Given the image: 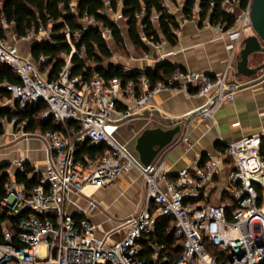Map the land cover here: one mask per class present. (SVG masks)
<instances>
[{
    "label": "built area",
    "instance_id": "built-area-1",
    "mask_svg": "<svg viewBox=\"0 0 264 264\" xmlns=\"http://www.w3.org/2000/svg\"><path fill=\"white\" fill-rule=\"evenodd\" d=\"M78 1L71 2L77 15ZM179 1L164 0L163 6L176 16ZM252 4L253 0L245 6L241 0L224 1L223 9L236 17L230 28L209 18L203 23L229 36L232 41L228 47L235 50L245 30L253 27ZM202 13L201 0H196L191 16L184 13L183 17L202 23ZM158 16L154 13L151 19L156 21ZM81 21L91 25L96 18L85 15ZM3 23L7 36H0V60L21 77L19 83L4 85L22 109L46 100L48 108L42 117H53L65 130L31 132L26 130L27 121L13 120L20 137L44 141L47 164L42 169L35 163V149L29 148L7 170L12 180L7 185L8 194L0 199L1 210L23 216L16 233L10 229L12 221L2 223L0 264H162L168 259L163 252L165 245L151 241L153 258L148 259L142 256L141 240L166 216L174 217L175 235L184 247L175 264H264V129L238 138L221 135L211 148L179 165H170L165 159L147 165L118 136L122 123L146 111L152 115L160 110L169 116L162 111L161 94L165 90L204 97L206 102L198 116L212 120L228 100L227 79L233 65L216 75L177 69L155 84L146 75L127 83L119 77L106 79L97 72L88 78L74 74L72 54L64 52L63 67L53 71L52 65L46 66V55L36 59L21 50L19 40L44 39L48 34L44 21L21 38L14 32L15 21L3 17ZM102 30L110 41L112 30ZM175 32L178 34V29ZM164 41L149 42L161 50ZM177 120L185 122L184 117ZM181 141L189 147L195 144L188 131ZM84 143L106 148L88 163L77 161L76 151ZM27 162L37 173L34 186L16 180L17 172L26 170ZM126 169L136 170L147 183L146 207L141 214L130 215L119 227L102 234L93 216L107 188Z\"/></svg>",
    "mask_w": 264,
    "mask_h": 264
},
{
    "label": "trees",
    "instance_id": "trees-1",
    "mask_svg": "<svg viewBox=\"0 0 264 264\" xmlns=\"http://www.w3.org/2000/svg\"><path fill=\"white\" fill-rule=\"evenodd\" d=\"M74 0H0V36H7V29L3 23V17L10 22L15 21L14 32L21 38L27 35L34 28H38L40 20L48 26L53 21V31L50 39H40L32 47L33 57L39 59L46 55L48 60L46 66L52 65L53 71L60 70L65 58L63 53L72 54L75 64L74 74H83L91 77L95 72L100 73L106 79L119 77L124 83L131 79H137L140 75H146L152 84L159 79L173 74L177 69H185L176 63L166 60L155 67L146 69L128 70L124 64L113 62V49L103 35V28L108 27L113 32V40L119 47H126V35L120 23L110 13L105 12L109 8L112 12L121 11L127 19V34L133 44L144 51H150L149 41L161 42L163 40L177 44L179 37L175 30L181 27L179 20L170 14L163 6L164 0H79V15L72 11L71 2ZM225 0H201L203 13L202 23L205 19H210L212 23L223 22L227 28L232 27L236 22V17L230 15L223 9ZM248 0H241V5L245 6ZM196 0H187L185 6L186 16L193 13ZM159 16L153 21L152 15ZM85 15L94 16L96 22L86 25L81 21ZM69 30V33H67ZM77 33L79 35L77 36ZM73 44L76 51H73ZM83 47L85 54L82 55ZM108 59V64L103 62ZM91 61L97 63L96 66L90 64ZM5 82L19 83L21 77L15 69L8 63L0 60V101L11 100L12 92L4 85ZM48 108V102L41 100L38 103L30 104L26 109L20 108L17 102H10L6 105L0 104V133L6 132V122L27 121L26 130L31 132H47L65 130L61 123H57L53 117L45 119L42 112ZM106 146H92L89 143L80 144L75 159L88 163L105 150ZM11 162L0 163V199L7 194V185L12 178L8 173ZM25 171H18L16 180L25 183L27 186H34L38 183L35 167L31 162H27ZM0 206V233L4 221H12L10 229L16 233L19 230V221L23 215L14 216L2 212ZM157 242L165 245L164 253L168 259L162 264H175L184 252V247L177 241L174 231V217L166 216L157 223L155 231L146 233L141 240L143 246L142 256L148 259L153 258V249L149 243ZM163 253V254H164ZM109 264H114L109 262Z\"/></svg>",
    "mask_w": 264,
    "mask_h": 264
},
{
    "label": "crops",
    "instance_id": "crops-1",
    "mask_svg": "<svg viewBox=\"0 0 264 264\" xmlns=\"http://www.w3.org/2000/svg\"><path fill=\"white\" fill-rule=\"evenodd\" d=\"M185 3V0H184ZM177 5V15L181 27L178 29V43L162 42V49L151 45L150 51L141 56L136 63L127 66L128 70L155 67L162 61H172L185 69L204 71L213 75L223 74L230 65H235L236 53L228 47L232 39L227 35L218 34L211 26L201 23L198 19L183 17L185 9ZM113 39V38H112ZM40 40V39H38ZM37 39L19 40L21 50L28 56H33L32 47ZM241 41L239 42L240 46ZM255 55V54H254ZM253 55V56H254ZM263 75V74H261ZM252 77V76H251ZM240 87L229 93L228 100L216 112L214 118L198 116L206 100L198 95H189L183 90H165L161 94L162 111L176 119L185 118L182 131L174 141L156 156L154 161L165 159L168 164H183L190 161L199 152L211 148L222 135L228 138H238L264 129V78L259 76L242 80ZM130 121V122H129ZM156 117L141 113L122 123L118 136L124 142L137 141L141 133L149 127L159 125L170 127L165 123H157ZM8 122V124H7ZM6 122V132L0 136V162H14L27 153L29 148L35 149L34 162L44 160L42 169L47 164V148L44 141L38 137L23 138L16 131L13 121ZM136 124L128 130V124ZM125 129L128 139L122 137ZM189 132L195 141L193 147L182 143V136ZM134 153V152H133ZM134 155L140 159L138 151ZM16 165H12L14 168ZM148 201L147 183L134 169H126L122 175L107 188L106 196L100 209L93 219L99 224V232L119 227L130 215H139L145 209ZM123 235V234H122ZM121 233L119 236H122Z\"/></svg>",
    "mask_w": 264,
    "mask_h": 264
},
{
    "label": "water",
    "instance_id": "water-1",
    "mask_svg": "<svg viewBox=\"0 0 264 264\" xmlns=\"http://www.w3.org/2000/svg\"><path fill=\"white\" fill-rule=\"evenodd\" d=\"M251 19L254 32L246 36L239 46L235 65L229 69L227 79L229 87L226 93L237 90L243 84V82L239 84L238 79L242 81L246 77L255 75L264 78V62L257 66L250 64L254 54L264 52V0H253ZM144 113L151 115L149 111ZM152 116L170 127H149L138 137L137 150L140 159L147 165L153 162L156 156L168 147L182 131V125L177 123L176 118L164 116L160 110L155 111Z\"/></svg>",
    "mask_w": 264,
    "mask_h": 264
},
{
    "label": "rangeland",
    "instance_id": "rangeland-1",
    "mask_svg": "<svg viewBox=\"0 0 264 264\" xmlns=\"http://www.w3.org/2000/svg\"><path fill=\"white\" fill-rule=\"evenodd\" d=\"M183 3H184V0H180L179 2H177V5L180 7L181 5H183ZM110 13L120 23V25L123 28V31H124V33L126 35V47H125V49L119 47L115 40H113L112 38L110 39V45H111V47L113 49V53H114V55L111 57V60H113L115 62H118V63L120 62V63L124 64L126 67L130 66V65L132 66L133 65L132 63H136L141 56H143L144 54L147 53V51H144L143 49L137 48L133 44V42L130 40V38H129L128 34H127V19L124 16H121V12H112V11H110ZM86 24H87V21H86ZM47 30H48V34L44 37V39H50L51 33L53 31V21L49 22ZM253 32H254V28L253 27L247 28L245 30V32H244V36L241 39V43H242L243 39L246 36L252 34ZM77 36H78V34H77ZM35 39L38 40V38H35ZM108 61L109 60L106 59L105 62H103V64L107 65ZM261 62H264V52L256 53L254 56H252L250 64L252 66H257V65H260ZM90 64L91 65H95V62L91 61ZM256 76L257 75L252 76V77H256ZM252 77H246V78H244V80L250 79ZM4 102H6L8 104L10 102H15V101L12 98L11 100L0 101V104H2ZM132 123L133 122H131V124L130 123L128 124V130H131V128H135L136 124H132ZM157 123L160 124L162 122L161 121H157ZM7 124H8V122H7ZM159 126H162V125H159ZM17 128L18 127H16V130H17ZM121 134H122L123 139H125V140L128 139V135H127L128 133L126 132L125 129L122 128ZM128 144H129L130 150H132V152L135 153L136 151H138L137 150V141H134L132 143L128 142ZM38 164L39 165H44V160H40L38 162ZM259 227L260 226L257 224L256 225V230L257 231L260 229Z\"/></svg>",
    "mask_w": 264,
    "mask_h": 264
}]
</instances>
